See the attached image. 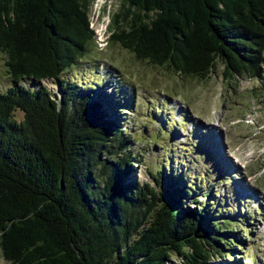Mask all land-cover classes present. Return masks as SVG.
Masks as SVG:
<instances>
[{"label": "trees", "instance_id": "obj_1", "mask_svg": "<svg viewBox=\"0 0 264 264\" xmlns=\"http://www.w3.org/2000/svg\"><path fill=\"white\" fill-rule=\"evenodd\" d=\"M120 1L109 39L136 58L199 79L220 61L225 79H264V0ZM95 41L89 0H0V53L12 81L0 92L6 264H167L174 256L176 264H241L234 247L245 248L244 218H221L197 199L183 206L197 188L183 184L184 173L163 167L158 187L139 182L120 114L94 86L63 76ZM46 79L59 93L26 85Z\"/></svg>", "mask_w": 264, "mask_h": 264}, {"label": "rangeland", "instance_id": "obj_2", "mask_svg": "<svg viewBox=\"0 0 264 264\" xmlns=\"http://www.w3.org/2000/svg\"><path fill=\"white\" fill-rule=\"evenodd\" d=\"M120 4V0H89L96 41L63 76L94 86L96 94L107 96L110 114H120L132 139L128 148L138 158L134 178L158 187L157 169L164 167L165 174L175 177L184 173L183 184L193 182L197 188L183 206L193 207L197 199L221 218H244L249 233L238 226L245 248L234 247V260L264 264V79L247 74L225 79L220 61L206 79H199L136 58L109 39ZM5 60L0 53V92L12 84ZM26 85H44L52 94L59 93L52 79ZM14 115L23 118L19 109ZM163 186H168L167 179ZM177 261L174 256L167 264ZM0 264H6L1 251ZM207 264H233V260L216 257Z\"/></svg>", "mask_w": 264, "mask_h": 264}]
</instances>
